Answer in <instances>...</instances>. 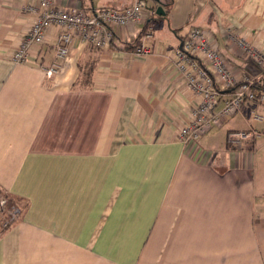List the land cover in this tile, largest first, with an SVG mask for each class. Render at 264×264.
<instances>
[{"label": "crops", "instance_id": "1", "mask_svg": "<svg viewBox=\"0 0 264 264\" xmlns=\"http://www.w3.org/2000/svg\"><path fill=\"white\" fill-rule=\"evenodd\" d=\"M133 1L53 0L68 11ZM160 1L164 15L144 10L105 49L74 41L47 76L58 27L16 64L35 19L24 7L38 0H0V190L18 208L0 264H264V135L227 143L262 128L252 112L263 108L246 101L182 144L200 96L173 54L199 27L236 79L256 76L237 40L264 52V0ZM145 22L150 53L138 56L122 46Z\"/></svg>", "mask_w": 264, "mask_h": 264}, {"label": "built area", "instance_id": "2", "mask_svg": "<svg viewBox=\"0 0 264 264\" xmlns=\"http://www.w3.org/2000/svg\"><path fill=\"white\" fill-rule=\"evenodd\" d=\"M24 10L33 14L35 19L11 59L16 64L27 62L31 46L42 44L46 29L56 26L59 33L54 42V61L48 68H44L47 76L58 72L59 61L69 55L74 41L105 49L111 45L117 30L141 21L144 10L149 16L156 14L155 8H148V0H134L131 5L121 8H91L89 11L82 8L68 11L55 7L53 0H38L37 4L26 5ZM152 29L153 23L143 24L141 42L134 49L136 55L145 56L150 53L144 41L152 38ZM237 41L247 58L259 67L256 76L246 75L242 79H236L225 60L210 44L209 36L199 27H191L181 45L173 51L175 66L185 78L187 88L200 96L190 120L181 127L178 134L182 144L195 143L212 126L239 110L246 101L263 108L262 112H252L253 120L263 126L260 129L249 127L228 131V145L242 147L264 135V91L258 92L253 88L254 84H264V52L254 48L243 38ZM7 202L8 194L0 190V235L18 215L16 205L9 206Z\"/></svg>", "mask_w": 264, "mask_h": 264}, {"label": "trees", "instance_id": "3", "mask_svg": "<svg viewBox=\"0 0 264 264\" xmlns=\"http://www.w3.org/2000/svg\"><path fill=\"white\" fill-rule=\"evenodd\" d=\"M142 35H143V31H140V34L134 43H128V44L126 43L122 47L125 49H135L139 45V42L141 40ZM253 86H254L253 88H255L258 92L264 91V84H254ZM7 203L9 206L15 205V201L9 195H8V202Z\"/></svg>", "mask_w": 264, "mask_h": 264}, {"label": "water", "instance_id": "4", "mask_svg": "<svg viewBox=\"0 0 264 264\" xmlns=\"http://www.w3.org/2000/svg\"><path fill=\"white\" fill-rule=\"evenodd\" d=\"M152 1H155L158 4V6L156 7V14L157 15H164L163 7H162L163 5H162L161 1L160 0H152Z\"/></svg>", "mask_w": 264, "mask_h": 264}]
</instances>
